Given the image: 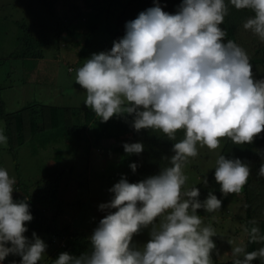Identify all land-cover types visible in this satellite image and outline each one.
<instances>
[{
    "label": "clouds",
    "instance_id": "9594fccd",
    "mask_svg": "<svg viewBox=\"0 0 264 264\" xmlns=\"http://www.w3.org/2000/svg\"><path fill=\"white\" fill-rule=\"evenodd\" d=\"M228 4L252 13L243 28L264 41V0H181L174 14L154 0L126 22L110 51L93 53L75 70V83L86 92L84 105L101 123L117 117L137 133L159 131L170 141L178 131L184 136L173 143L170 166L158 174L135 183L121 175L108 190L111 199L98 206L104 215L88 237L90 250L61 252L53 264H213L217 233L197 213L219 210L222 200L211 191L201 200L198 187L186 189L184 165L198 155L197 145L210 151L224 139L251 145L264 133V78H255L242 47L225 42L221 25ZM7 140L0 130V143ZM123 148L139 155L144 144ZM257 154L264 161V151ZM215 165L223 197L240 194L251 175L249 163L218 155ZM129 167L136 172V163ZM257 175L264 177V162ZM15 184L0 168V264L9 255L20 257L19 264H39L48 245L35 232L25 235L33 216L28 198L14 199ZM144 230L149 238L140 245L134 238ZM244 230L250 242L264 241L258 227ZM231 254L233 264L264 261V247L249 252L234 246Z\"/></svg>",
    "mask_w": 264,
    "mask_h": 264
},
{
    "label": "trees",
    "instance_id": "16d2710c",
    "mask_svg": "<svg viewBox=\"0 0 264 264\" xmlns=\"http://www.w3.org/2000/svg\"><path fill=\"white\" fill-rule=\"evenodd\" d=\"M61 1L66 2L67 0H43L49 8L56 6ZM225 2L228 3V0H225ZM72 3L71 7L74 10L79 9L80 2ZM90 3L91 0H83L81 2L84 8H87ZM180 3L181 0H159L162 9L173 14L177 11ZM113 5H115V9H113ZM153 6L154 0H110L104 9L106 13L99 19V23L103 28L102 38L93 42L91 41V37L87 35L88 37L85 38L78 55L82 56L85 53L88 54L90 50L96 49L98 53L110 51L113 47V42L124 36L126 22L134 20L138 17L139 13ZM93 10L91 9V12H97V18L104 12L101 11L100 13L96 9ZM69 15L70 11L68 8V13L62 16V19L66 21L64 30L68 37L73 35L78 36V28L87 26L81 24V21L76 16L71 19ZM251 15L252 13L249 10H237L234 6L228 4V15L225 16L221 27L227 33L225 42L232 40L246 51L253 67L254 76L256 79H260L264 78V41H261L251 31L243 28V23ZM62 39L65 40L66 37ZM72 69L67 68V72H72ZM79 90L82 92L81 89ZM0 130L8 138L6 147L11 158L9 164L11 165V169L13 168L11 177L15 178L16 184L14 185V190L18 191V193H13L14 199H29L28 203L33 220L26 223L30 231V234H28L32 237V233L35 232L48 246H56L55 243H59L62 239L66 240V247L74 243L75 248L71 250V254H75L73 252L80 254L84 249H90L89 236H86V233L83 231H69L68 226H63L64 224L61 222L57 223L58 221H62L59 219L61 205L63 204L61 199L65 197L64 190L67 185L71 182L73 183L78 169L82 164H87L88 159L85 161L82 157L77 156L74 151V154L68 155L62 150V147L55 146L50 164L35 165V172H24L20 170L22 164H20L17 158L20 149L23 146H27L31 155L35 156L39 149L44 150L47 146L58 143V140L63 139L64 135L74 139V145L77 144L78 140L88 142L89 139L86 135L87 131H89L92 137L89 143L93 144L91 148L101 147L102 159L107 156L104 152L110 151L105 150L106 147L111 148L115 143V139L127 135L131 139L130 143L142 142L144 144V151L141 154L128 155V161H120V157L118 160V163L120 161L126 167L128 166L119 176L126 175L129 182L135 183L148 176L158 174L162 168L170 166L169 158L173 155V143L178 142L184 136L183 131H178L176 133V141H170L159 131L141 130L137 133L129 123L117 117L111 118L106 123H101L90 109H82V107L72 108L68 103L62 106L31 103L8 113L0 110ZM197 148L198 155L195 161L199 165L202 162L203 165L209 157L211 159L209 166L211 170L207 171L208 173H206L202 180L188 186L185 185V188L198 187L201 193V200L211 191L223 201L220 186L214 178L215 161L218 155H225L227 158H240L242 161L249 163L251 175L240 193L241 208L244 211V229L245 227L250 229L256 226L260 230V235L264 236V209H261V206L264 205V177L257 175L260 164L264 162L261 156L257 154V150L264 151V133L257 137L251 145H236L229 139H226L224 144L215 151L206 150L203 154L207 147L201 148V146L197 145ZM204 156L206 159L202 161ZM70 160H73L72 165L67 167L66 163ZM129 161L130 164H137L135 173L129 167ZM73 165H75L74 176L71 173ZM193 169V167L188 170L184 168V174H190ZM205 178L208 180L207 185L204 184ZM62 181H64V184L60 190L59 184ZM72 204L71 208L74 210L73 206L75 203L73 202ZM49 206L52 207L50 213L47 212ZM69 206V204L65 205V207ZM207 213L204 210H200L197 214L200 216ZM251 220L255 221V225L249 223ZM244 235L246 251H256L264 247V241L250 242L249 235L245 230ZM43 263L53 264L48 259H44ZM213 264H233V259L224 262L213 261ZM252 264H264V261L258 258Z\"/></svg>",
    "mask_w": 264,
    "mask_h": 264
},
{
    "label": "rangeland",
    "instance_id": "374dc122",
    "mask_svg": "<svg viewBox=\"0 0 264 264\" xmlns=\"http://www.w3.org/2000/svg\"><path fill=\"white\" fill-rule=\"evenodd\" d=\"M72 2H80L79 9L74 10L71 7ZM81 2L83 0L61 1L49 8L43 0H0V110L5 113L14 112L31 103L55 106L68 103L72 108H87L84 105L86 92L75 83V70L98 51L90 50L88 54L82 56H79L78 52L88 36L93 42L102 38L103 28L99 19L106 13L104 9L110 0H91L87 8L82 7ZM68 8L71 19L76 16L81 24L87 26L78 28V36L68 37L64 30L66 21L62 16L68 13ZM91 9L104 12L97 18V12H91ZM63 37L66 39L63 40ZM67 68H73V71L67 72ZM81 114L82 112L80 116ZM86 136L92 140L89 131ZM69 137L64 135L58 143L47 146L44 150L39 149L35 156L31 155L27 146H23L17 158L22 164L20 170L24 172H35V165L50 164L55 146L62 147L68 155H72L74 151L85 161L88 159L87 164H82L76 174L73 165L71 173L75 176L74 179L72 178L73 183H69L64 190L65 197L61 199L63 204L59 215L62 221L57 223L61 222L63 226H68L69 231H83L86 236H90L104 215L98 206L111 199L112 194L108 190L119 182L121 178L119 175L128 167L120 161L129 160L123 144L130 143L131 139L127 135L115 139L113 146L105 149L110 150L104 152L107 156L101 159L103 155H101V147L91 148L93 144L89 143V140L88 142L78 140L74 145V139ZM225 140L221 141V145ZM206 150L209 149L206 148L203 154ZM204 159L205 156L202 161ZM195 160L196 157L189 158L184 166L186 170L194 168L190 174H185L188 177L185 184L187 186L199 182L211 170L209 157L203 165L202 162L201 165L197 164ZM72 161H68L66 166H71ZM10 162L6 144L0 143V168L4 167L8 170L11 177L13 168L11 169ZM128 164L130 165V161ZM63 184L64 181L59 184L60 190ZM222 199V207L219 210L200 215L204 225L211 224L216 230L217 236L213 237L219 252V255L213 253V261L216 262L234 259L231 249L234 246L244 245L245 237L241 194H232ZM71 202L75 203L74 210L71 208L73 205ZM66 204L70 206L65 207ZM51 209L52 207L49 206L47 212L50 213ZM261 209H264V205ZM28 233L30 234L29 230L25 234L31 238ZM148 238V231L144 230L134 238V241L142 245ZM60 242L55 243L56 246L47 247L39 264H45L44 259L53 263V258L55 260L61 252L66 251L71 254V250L75 248L74 243L66 247V240L62 239ZM89 250L86 248L83 252ZM19 260L20 257L9 255L2 264H12L13 261L19 264Z\"/></svg>",
    "mask_w": 264,
    "mask_h": 264
}]
</instances>
